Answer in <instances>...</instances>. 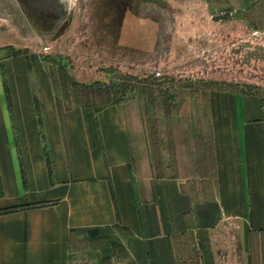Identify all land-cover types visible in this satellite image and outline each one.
<instances>
[{"label": "crops", "instance_id": "crops-1", "mask_svg": "<svg viewBox=\"0 0 264 264\" xmlns=\"http://www.w3.org/2000/svg\"><path fill=\"white\" fill-rule=\"evenodd\" d=\"M28 79L21 58L0 61V264H177L187 236L195 264H217L220 236L241 264L256 242L264 257L256 94L209 93L211 170L190 177L137 158L114 101L59 109L47 82Z\"/></svg>", "mask_w": 264, "mask_h": 264}, {"label": "rangeland", "instance_id": "rangeland-1", "mask_svg": "<svg viewBox=\"0 0 264 264\" xmlns=\"http://www.w3.org/2000/svg\"><path fill=\"white\" fill-rule=\"evenodd\" d=\"M221 5L0 0V61L21 58L28 80L47 82L59 109L117 103L133 153L141 160L149 154L154 174L205 175L209 93L256 94L264 112V0L230 14ZM183 240L176 263L195 264L188 249L180 251L190 244L189 236ZM216 241L217 264L243 263L226 239ZM258 246L250 264H264Z\"/></svg>", "mask_w": 264, "mask_h": 264}]
</instances>
